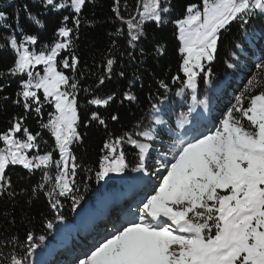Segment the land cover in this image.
Listing matches in <instances>:
<instances>
[{
    "label": "trees",
    "instance_id": "1",
    "mask_svg": "<svg viewBox=\"0 0 264 264\" xmlns=\"http://www.w3.org/2000/svg\"><path fill=\"white\" fill-rule=\"evenodd\" d=\"M145 1L119 0L117 4L116 0H85L77 15L71 6L57 10L46 6L44 0H0V13H3L0 19V134L7 133L13 123L22 122L16 137L25 138L23 129L27 128L37 136L36 153L50 154L53 160L47 168L29 171L10 165L6 169L8 183L0 187V264H10L12 256L20 258L23 264H32L53 241L60 221L74 222L81 209L94 207L104 193L110 196L127 193L131 180L139 175L135 169L140 166L139 151L131 140L153 145L155 139H147L142 133H151L156 128L172 129L177 123L181 128L188 125L199 128L194 114L202 104L210 105L213 117L210 128L216 127V122L220 124L227 109L235 104L237 95L247 88H252L251 95L264 90V70L260 68L264 64V15L249 17L243 27L241 21H233L221 30L214 59L205 64V71L210 75L205 79L201 73L194 92L185 89L178 95L185 77L181 71L176 23L185 18L190 5L200 7L203 0H160L161 9L166 7L168 11H160L159 23L141 19ZM29 14L37 17L42 27L34 24ZM75 19L80 22L78 26ZM129 21L139 26L132 30L138 35L136 41L129 35ZM61 27L72 29V33L62 38V43L65 40L70 43L61 49L56 65L70 78V83L77 84L74 95L80 136L70 145L76 170L69 177L72 191L66 195H59L56 183L60 169L55 161L60 159V153L50 129L43 127L52 118L54 107L38 91L40 113L35 111L38 106L35 104L27 111L24 109L20 93L27 76L12 75L17 57L10 43L14 38L17 45L24 44L36 54H47L60 41ZM25 36H34L37 42H26ZM72 57L77 59L75 68H64L63 60L67 58L71 64ZM109 59L113 61L110 71ZM101 78H104L103 84L99 82ZM126 94L133 99H125ZM193 95L197 97L195 102ZM107 97H112L107 106L89 103L94 98ZM93 112L98 113L104 124L91 119ZM113 116L117 119L113 120ZM243 123L247 125V121ZM117 139H121L116 145L117 154L123 152L126 168L122 173H109L99 179L97 173L106 166L105 157L110 155L105 144H114ZM157 149L162 150L163 146ZM166 153L164 150L162 154ZM149 155L150 152L145 158ZM145 162L143 166L147 168ZM29 234L33 236L31 244L27 242Z\"/></svg>",
    "mask_w": 264,
    "mask_h": 264
},
{
    "label": "snow or ice",
    "instance_id": "2",
    "mask_svg": "<svg viewBox=\"0 0 264 264\" xmlns=\"http://www.w3.org/2000/svg\"><path fill=\"white\" fill-rule=\"evenodd\" d=\"M44 3L57 10L71 6L79 15L85 0H70V4L44 0ZM203 4L202 12L190 5L186 19L178 21L180 52L184 54L181 68L185 77L178 95L185 89L194 92L201 73L205 79L210 75L205 71V64L214 59L221 30L233 21H241L243 27L249 17L264 15V0H203ZM113 10L119 17L118 10ZM161 10L167 12L168 8L161 9L160 0H152V7L145 6L141 16L159 23ZM29 18L42 27L37 17L29 14ZM74 23L78 26L80 22L75 19ZM128 27L131 40L136 41L138 35L132 30L139 26L129 21ZM71 33L72 29L61 27L58 35L68 38ZM25 41L37 42L34 36H25ZM10 43L17 57L12 75L27 76L20 93L24 109L27 111L35 104L38 105L35 111H41V100L32 89H42L44 101L54 107L52 118L43 127L50 129L60 153L55 164L61 178L56 183L59 195H66L72 191L69 177L74 176L76 170L70 145L80 139L74 95L77 84L70 83V78L57 69L56 56L70 41L56 43L48 54H36L24 44L17 45L14 38ZM62 64L64 68H75L77 59L72 57L70 64L65 58ZM112 64L111 59L107 60L109 71ZM37 65L44 66V74L35 73L34 81ZM260 68L264 70V64ZM99 82L103 84L104 78ZM251 91L252 88H247L235 97V104L227 109L221 125L214 131L174 145L171 160L159 162L157 171L166 174L146 197L137 221L111 234L78 264H264V90L255 95H251ZM111 99L94 98L89 103L107 106ZM125 99L133 97L126 94ZM192 100L195 102L197 97L193 95ZM91 119L104 124L96 112ZM243 121H247V125ZM21 128L22 122H15L7 133L0 134V142L5 145L0 148V187L8 183L5 172L10 165L31 171L53 163L50 154L28 156V151L36 147L37 136L24 128L26 138L18 139L15 134ZM142 135L153 139L150 132ZM120 143L121 139H117L114 144H105L110 155L105 157L106 166L97 173L99 179L125 170L124 154H117L116 145ZM131 143L138 149L141 161L135 171H145L143 160L150 145L135 140ZM164 155L167 159V154ZM43 239L41 236L40 240ZM32 240L29 234L27 242L31 244ZM10 264H23V261L12 256Z\"/></svg>",
    "mask_w": 264,
    "mask_h": 264
},
{
    "label": "rangeland",
    "instance_id": "3",
    "mask_svg": "<svg viewBox=\"0 0 264 264\" xmlns=\"http://www.w3.org/2000/svg\"><path fill=\"white\" fill-rule=\"evenodd\" d=\"M62 1H65L66 2L65 4H68V3L70 4V0H61V2H58V4L62 3ZM149 1H151V0H147L144 2L141 13L145 12V6H147L148 9H150L152 7V1L151 2H149ZM203 7H204V4L202 2V5L200 7H197V9L202 12ZM187 16H188V13L184 19H186ZM141 19L143 21H150V20L155 21L152 19L143 18L142 16H141ZM184 19H182V20H184ZM176 27H177V38H178V41L180 43V48H181L182 42L179 39L180 32H179L178 22L176 23ZM62 38H64V37H61L60 41L57 43H62L61 42ZM60 51L61 50H59V53H60ZM59 53H58V55H59ZM181 55H182V62H183V55L184 54L181 53ZM57 56H56V58H57ZM206 64H207V62H206ZM43 67H44L43 65H37L36 66V68L34 70V77H33L34 81H35V79H37V77L35 76V73H39L40 76H43V74H44L43 73ZM181 71H182V68H181ZM182 73H183V71H182ZM183 75H184V73H183ZM32 90H35L37 92L40 91L43 94L42 89H32ZM187 90H189V89H187ZM189 91L193 92L192 90H189ZM196 116H197L196 121L199 125V128L198 127L197 128L194 127V128L197 130L193 131L194 128H190L191 127L190 125H188L187 128H184V127L181 128L180 124L177 123L174 125V128H172V129L164 130V128H156V129L151 131V135L155 139L156 144L150 145L149 152L151 153V155H149L148 158H145L143 160V163H144L147 159V163L145 162L147 168H144L145 171H139L138 172L139 175L137 176V178L132 179L130 182V184L132 185L131 191L124 193V194L128 195V199L127 198L126 199H124V198L113 199V198H110V195H107L104 193V196L100 197V199L96 202L97 203L96 207L94 209H91V211L89 213L85 212L87 215L89 214V216L85 215V216H87V218H85L84 215L79 216L77 218V221L79 223H82L83 226H85V225L91 224V221L89 218H92L94 215L99 214V216L102 219L104 216H106L107 221L112 222L113 226L109 227L107 230H105V228H102L103 229L102 232H104V233H97L98 239L96 240V242L84 243L83 244V250L80 251L76 257L71 256V257H68L67 260L65 258H62L60 260H63V261L60 264H67V263L78 264L80 259H83L86 255L90 254V252L92 250H94L95 247H97L102 241L108 239L111 236V234L116 232L118 229H121L122 227L127 226L128 224L137 221L138 216H139V209H140V207H142V204L145 201L146 197L149 194H152L154 192L155 188L160 183L161 177L164 174H166L163 171H157V168L159 167V162L160 161L168 162L171 160V153L173 151L174 145L178 144L181 141H186V138L192 139V138L198 137L204 133L209 132V129H205V128H206V124H208L213 119L212 114L210 115V119L208 118V119L203 120V118H205L207 116V113L204 111V106H202L201 109L198 110ZM162 117H163V113L161 114V120H162ZM195 119H196V117H195ZM198 119H199V121H198ZM216 125L217 126L216 127L214 126L212 131H214L215 128H217L221 124L216 122ZM184 134H187V135H184ZM158 135H160V136H158ZM25 138H22V139H25ZM159 146H163V149L162 150L157 149ZM4 147H5V145L3 144V148ZM164 150L168 151V154L166 153L168 155L167 159H165V155L162 154L164 152ZM149 152H148V154H149ZM27 154L29 157H35L38 155H49V154H37L35 148L28 151ZM145 157H147V156H145ZM140 163H141V161H140ZM18 166H20V165H18ZM47 167H49V166H47ZM47 167L41 166L40 168H47ZM34 169H37V168H34ZM60 178H61V176H58V179H60ZM141 178H143V181H141ZM136 182H139V183L143 182V183L141 185H136ZM129 188L130 187H128L127 189H129ZM130 196H132V197L129 198ZM109 199H112V200H109ZM127 200L128 201L130 200V201L127 202ZM118 213L122 214V217L120 218L119 222H117V221L115 222ZM93 219L95 221H97L98 217H95ZM118 224H120L119 227H117ZM96 226L101 227L100 222H97ZM93 229L97 230L98 228L93 227ZM59 235H61V234H56V237H59ZM53 240L56 241L55 244H57V238L53 239ZM47 253H48V250L47 251L44 250L42 253H40L38 256H36L33 264H38L39 261L41 262V261L48 260ZM56 254H62V253L59 252ZM52 262H54L56 264L59 261H57L55 256H53V257L49 258V263H52Z\"/></svg>",
    "mask_w": 264,
    "mask_h": 264
}]
</instances>
